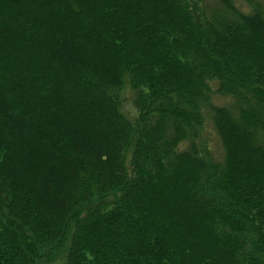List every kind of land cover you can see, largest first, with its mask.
<instances>
[{"label":"trees","instance_id":"16d2710c","mask_svg":"<svg viewBox=\"0 0 264 264\" xmlns=\"http://www.w3.org/2000/svg\"><path fill=\"white\" fill-rule=\"evenodd\" d=\"M0 0V264H264V9Z\"/></svg>","mask_w":264,"mask_h":264},{"label":"rangeland","instance_id":"374dc122","mask_svg":"<svg viewBox=\"0 0 264 264\" xmlns=\"http://www.w3.org/2000/svg\"><path fill=\"white\" fill-rule=\"evenodd\" d=\"M205 2L211 3L212 7L216 6V4L213 5L212 0H205ZM233 2L237 8L244 12H247L251 9V3L259 4V6L264 9V0H233Z\"/></svg>","mask_w":264,"mask_h":264}]
</instances>
